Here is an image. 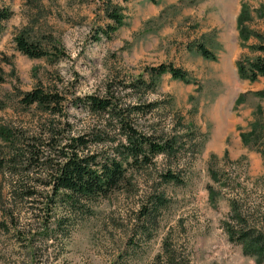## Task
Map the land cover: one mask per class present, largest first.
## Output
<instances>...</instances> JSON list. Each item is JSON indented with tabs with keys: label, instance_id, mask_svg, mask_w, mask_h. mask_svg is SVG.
<instances>
[{
	"label": "rangeland",
	"instance_id": "obj_1",
	"mask_svg": "<svg viewBox=\"0 0 264 264\" xmlns=\"http://www.w3.org/2000/svg\"><path fill=\"white\" fill-rule=\"evenodd\" d=\"M107 1L124 17L109 37L101 33L109 23ZM242 7L245 41L237 27ZM2 8L11 15L0 32L1 98L16 101L17 91L36 85L59 90L67 101L62 120L74 134L90 121L82 104H73L75 97L101 95L109 80H146L148 67L171 64L185 70L188 81L164 73L154 90L130 92L127 101L159 102L139 119L142 129L176 127L185 134L188 122L193 127L178 161L156 157L154 166L132 173L124 188L89 204V212L71 215L50 206L45 191L31 202L13 198L9 176L0 172V264H160L165 239L177 264H264L230 241L223 228L234 200L248 223L264 233V162L241 138L255 118L264 125V76L241 78L236 65L257 54L252 45L259 42L254 34L264 36V0H0ZM25 26L50 34L61 56L48 61L18 52L13 34ZM198 43L215 59L204 58ZM39 116L15 102L0 109V122L23 130L33 129ZM168 166L182 181L158 186ZM209 185L217 192L212 197ZM159 191L164 204L152 221L142 219L139 210ZM10 210L15 228L5 215ZM60 219L68 221L63 232L57 230Z\"/></svg>",
	"mask_w": 264,
	"mask_h": 264
},
{
	"label": "trees",
	"instance_id": "obj_2",
	"mask_svg": "<svg viewBox=\"0 0 264 264\" xmlns=\"http://www.w3.org/2000/svg\"><path fill=\"white\" fill-rule=\"evenodd\" d=\"M149 1L155 3L157 0ZM103 10L109 23L101 29V33L109 37L123 24L124 17L121 9L109 1L105 3ZM244 13L242 7L237 18L242 41L249 35L242 25ZM10 15L8 9H0V32L3 21ZM254 36L259 41L252 45L257 54L252 58L236 61L239 77L251 81L264 76V36L258 33ZM13 43L14 48L28 58L55 61L62 54L58 43L50 34L34 33L28 26L13 34ZM196 48L204 58L215 59L213 52L204 44L198 43ZM145 71L148 76L146 80L142 77L127 83L116 79L109 80L101 95L75 97L73 104L81 103L90 121L83 131L74 134L67 128L71 124L65 119L62 120L67 101L61 91L36 85L28 91H17L14 95L16 101L8 96L0 97V109L8 102H15L22 109L33 108L40 114L32 124L33 129L29 130L0 122V172L9 176L10 195L13 198L17 195L20 199L31 202L34 198L41 197L45 191L50 194V206L58 204L71 215L89 212V204L124 188L132 173L154 166L156 157L163 156L165 159L178 161L180 155L186 151L190 141L187 136H190L193 124H186L185 134L180 133L176 127L170 131H157L152 125H146L142 129L139 119L157 110L160 104L158 101L142 103L127 99L130 92L143 95L154 90L157 78L164 73L183 81H188V73L164 63L148 67ZM4 80L0 66V83ZM121 90L128 91L122 93ZM262 94L264 95V91ZM175 124L180 125V121L177 120ZM241 138L247 147L255 148L261 153L264 162L262 121L255 118L249 131L242 133ZM260 140L261 145L258 147ZM209 171L211 178L219 181L216 172L212 168ZM158 181V186H161L177 184L182 179L168 166L159 173ZM207 188L211 197L217 194L212 186ZM147 202L149 206L143 205L139 210L140 217L152 221L153 214L164 204L163 192L150 195ZM229 206V221L223 223L228 239L240 244L245 253L263 260L264 233L255 224L248 223L236 201H230ZM52 209L50 207L48 210ZM5 215L15 228L13 211L10 210ZM67 223V219L58 220L57 230H66ZM161 259L160 264H177L175 252L167 239L163 241Z\"/></svg>",
	"mask_w": 264,
	"mask_h": 264
}]
</instances>
